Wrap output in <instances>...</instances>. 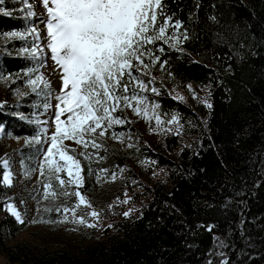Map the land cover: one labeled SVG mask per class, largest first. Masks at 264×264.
Listing matches in <instances>:
<instances>
[{"label":"trees","instance_id":"trees-1","mask_svg":"<svg viewBox=\"0 0 264 264\" xmlns=\"http://www.w3.org/2000/svg\"><path fill=\"white\" fill-rule=\"evenodd\" d=\"M166 4V13L182 22L179 31L188 39L181 35L176 48L157 43L165 51L156 55L167 63L164 69L154 66L164 81L156 99L160 112L175 115L180 127L154 145L142 142L135 152L160 173L148 181L132 171L124 182L129 201L141 206L139 217H118L116 234L79 252L47 251L7 244L25 226L0 203V254L8 264H264V0ZM0 9L10 13L0 12V36L27 30L20 2L3 0ZM10 45L30 47L28 38ZM37 62L0 54V73L18 75L35 69ZM165 84L179 90L206 87L208 99L185 103ZM39 97L23 96L16 111L26 116L38 112ZM4 106L0 124L13 138L36 135L35 123L7 117ZM108 151V158L125 164L127 159ZM1 175L0 170L4 197L10 190L1 186ZM83 175L86 190L85 168Z\"/></svg>","mask_w":264,"mask_h":264},{"label":"snow or ice","instance_id":"snow-or-ice-1","mask_svg":"<svg viewBox=\"0 0 264 264\" xmlns=\"http://www.w3.org/2000/svg\"><path fill=\"white\" fill-rule=\"evenodd\" d=\"M0 3H3V0H0ZM24 3L28 8L27 15L36 16L34 6L29 4L28 0H24ZM39 6L46 10V19H41L47 29L46 37L35 27L31 29V33L36 35L37 40L46 43V49L50 51V59L53 61L52 71L59 74L61 83L53 95L51 82L43 75H37L35 79L27 81L33 93L45 97V111L49 108L55 109L51 121L40 122L48 125L54 123L55 131H50L49 127H41L31 139H25V144L36 145L37 153L42 155L39 163L41 176L45 175L47 169L49 180L55 179L61 189L66 185H74L79 189L84 184V168L81 161L70 154L75 150L65 144V141H72L84 149L102 148L103 145L97 138L102 139L109 135L113 125L131 122L119 114L125 108L131 109L136 116L153 118L149 117V105L152 109L159 105L149 101L141 93L150 90L159 95V90L156 87L149 88L154 82V77L147 81L142 77L149 75L147 69L151 66L159 64L160 68L164 69L167 63L156 55L157 52L165 51L162 46L156 47L158 42L176 48L182 43L181 35L184 40H187L188 36L179 31L183 26L182 22L174 19V14L166 13V0H38L36 7ZM0 12L3 10L0 9ZM3 14L10 15L7 12ZM169 29L172 30L171 33ZM6 35L24 38L23 34L18 32ZM44 50V46H37L22 51L37 58ZM146 60L150 63H146ZM40 67L47 68L49 65L45 60L40 63ZM34 71L38 69H29L25 75ZM19 95L26 96L28 93L19 92ZM52 99L56 101L54 105L49 102ZM207 107L211 108L212 105L208 104ZM154 118L157 123H162L158 115ZM174 122L178 123L175 115L168 123ZM0 131L3 129L0 128ZM123 135L122 132H112L111 138L119 140ZM128 147L132 145L129 144ZM80 155L91 159V154L86 151ZM2 166L9 169V160L2 159ZM88 172L91 173L90 168ZM61 173L66 174L67 180L62 178ZM115 178V174H112V179ZM99 179L97 174V180ZM3 183L11 186V171L3 173ZM44 191L46 199L48 196L57 195L51 182L44 184ZM63 195L67 196L69 193L65 191ZM71 195L77 197L78 203L70 209L64 208V211L72 213L73 222L95 227L94 224H87L84 217L76 216V209L81 205H91L79 190ZM7 211L18 223H25L21 213L13 205H7ZM88 215L99 217V213L95 211ZM124 215L128 216L129 213ZM37 222L48 221H32ZM59 222H67V217Z\"/></svg>","mask_w":264,"mask_h":264},{"label":"rangeland","instance_id":"rangeland-1","mask_svg":"<svg viewBox=\"0 0 264 264\" xmlns=\"http://www.w3.org/2000/svg\"><path fill=\"white\" fill-rule=\"evenodd\" d=\"M20 2L21 14L28 20L27 30L21 32L24 38H12L6 34L0 36V54L19 55L31 57L28 53H24L19 48L14 49L10 44L14 41H24L29 39L31 50L37 46H44L45 50L40 52L38 57L35 58L37 66L35 69L38 71L30 72L25 75L23 72L14 76H3L0 73V105L4 106V112L7 117L21 118L25 121H31L35 123L38 128L49 127L50 131H55L54 123L51 125L42 124L40 122L48 120L51 121L54 116L55 109L49 108L46 112L43 105L45 97H42L38 104L35 105L38 108V112L31 114L30 116L21 115L18 113L16 104L23 97L19 95V92L33 93L31 87L28 86L27 81L29 79H35L37 75H43L45 79H49L51 82V90L53 95L58 91L60 87L59 74L52 71L53 61L50 59L51 53L46 49V43L36 39V35L31 33V29L35 27L38 31L42 32L46 37L47 29L41 23V19H46V10L42 7H36L38 0H28V3L33 5V10L37 13L36 16L29 17L27 15V5L24 0H15ZM169 29V33H171ZM9 46V47H8ZM49 67H40V63L45 61ZM146 63L150 61L146 60ZM154 66H151L147 71L148 76H143L142 79L147 81L154 77V82L149 86L156 87L159 90L160 84H164L161 76L154 71ZM166 85V84H165ZM170 93L175 99L183 101L185 103H191L197 101L206 102L208 99V89L206 87L188 86L183 90L172 88L170 85H166ZM43 86L41 85V88ZM48 91V90H44ZM35 96L36 93H33ZM148 98L149 101L159 105L156 97L158 95L152 93L150 90L141 93ZM182 98V99H181ZM52 105L56 103L54 99L49 101ZM149 117L151 119L144 118L142 116H136L132 113L131 109L125 108L123 110V118L130 120V123L123 125H113L109 130V135L104 138H97L98 142L103 145L100 149H84L79 145L74 144L72 141H65V144L70 145L75 151L74 155L77 159L82 160L84 163L86 173V190L83 187L77 189L74 185H66L61 189L58 182L55 179L49 180V173L45 169V175H40L39 163L42 160V155L36 151V145H26L25 139L31 138H13L4 126L0 124V170L1 186L5 189H9L10 193L4 197H0V203L3 204L5 212L15 218L7 211V205H13L17 211H19L25 220L23 224L25 229L17 235L16 238L7 240L9 246L28 244L36 248L46 249L47 251H66L70 253L79 252V250L104 241L108 235L116 234L118 217L121 220L129 221L139 217L140 204L130 202L131 194L124 190V182L128 179V175L133 171L135 175L140 176L144 180L151 181L159 176V172L154 170L147 163L143 164L142 161L136 157L135 152L142 145V142L148 145H154L160 141V139L174 127L178 129L180 122H174L169 124L168 121L171 117H166L160 112L159 106L152 109L149 105ZM120 114V113H119ZM155 115L160 117L162 123H157L154 118ZM64 119V117H62ZM130 126V128H128ZM117 134L124 133L119 139L111 138V133ZM140 134H139V133ZM139 135V136H138ZM141 136V137H140ZM47 139V137H45ZM131 144L132 147H128ZM114 150L115 155L118 158H125V164H119L117 159L108 158L109 151ZM88 152L91 154V159H85L80 155L81 152ZM100 157H104L100 159ZM2 159H8L10 167L4 169L2 166ZM61 163H63L61 161ZM91 169V173L88 169ZM100 169H106L107 171L101 172ZM123 169V171H121ZM5 171H11L12 184L6 186L3 183V173ZM29 173V175H26ZM97 174L100 179L97 180ZM112 174H115V180L112 179ZM62 178L67 180V176L61 173ZM84 176V175H83ZM51 182L54 186L56 196H48L45 198L44 184ZM84 189L83 191H81ZM79 190L91 207L81 205L76 209L77 217H84L87 224H94L95 227H87L86 224L75 223L74 217L71 212H65L64 208H72L78 203L77 197L71 195L75 191ZM68 192L69 195H63V192ZM133 192H138L134 189ZM124 201H127L126 203ZM47 209V211H46ZM60 209V211H57ZM92 211L99 213V217H92L88 215ZM129 213L125 216L124 213ZM67 217V222L60 223ZM36 221H48L32 223ZM16 221V220H15ZM17 222V221H16ZM18 223V222H17ZM20 224V223H18ZM111 225V227H109ZM0 264H8V260L2 254H0Z\"/></svg>","mask_w":264,"mask_h":264}]
</instances>
